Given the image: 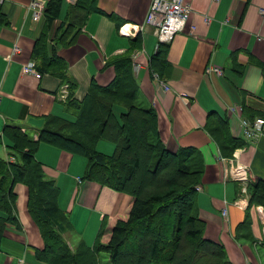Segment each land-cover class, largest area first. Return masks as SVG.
I'll use <instances>...</instances> for the list:
<instances>
[{
  "label": "crops",
  "instance_id": "1",
  "mask_svg": "<svg viewBox=\"0 0 264 264\" xmlns=\"http://www.w3.org/2000/svg\"><path fill=\"white\" fill-rule=\"evenodd\" d=\"M31 1L0 0V134L19 127L37 139L45 118L75 122L76 110L61 99V88L70 85L73 98L82 101L91 85H110L115 60L129 59L138 102L155 111L162 144L173 154L192 148L201 156L195 204L205 238L221 244L232 264H264V207L251 201V186L264 182V137L243 133L244 121L264 119V0H185L190 16L170 43H159L146 25L151 0H95L96 10L86 16L77 11V0H48L40 22L32 20ZM70 12L84 17L63 35ZM124 25L141 29L123 35ZM42 36L47 59L51 44L61 70L38 71L44 60L34 52ZM160 45L166 46L164 66L160 58L152 62ZM29 62L39 79L22 72ZM210 66L222 74H206ZM96 150L111 156L115 146L99 141ZM0 156L13 161L6 146ZM34 156L44 179L58 189L57 206L66 221L56 229L69 249L80 242L90 248L98 240L106 243L109 230L130 211L132 197L85 179L83 156L44 143ZM231 166L244 167V182L230 176ZM14 192L18 226L7 224L0 236V264H48L36 257L44 241L28 211V188L17 183Z\"/></svg>",
  "mask_w": 264,
  "mask_h": 264
},
{
  "label": "trees",
  "instance_id": "2",
  "mask_svg": "<svg viewBox=\"0 0 264 264\" xmlns=\"http://www.w3.org/2000/svg\"><path fill=\"white\" fill-rule=\"evenodd\" d=\"M94 2L77 0L76 9L86 16L96 10ZM74 15L70 12L63 35L82 22L84 16ZM43 41L42 36L34 52L44 60L38 71L61 70L55 64L53 45L52 58L47 59ZM158 49L152 62L160 58L158 65L164 66L166 46ZM113 66L116 77L110 85H91L82 101L73 98L67 85L66 102L76 110L75 122L45 118L37 139L19 127L3 129L0 148L8 147L13 161L0 156V236L7 224L18 226L14 186L21 183L28 188V211L44 241L36 257L48 264H103L102 254L107 255V264H232L221 244L205 238L204 223L196 213V187L203 174L199 152L192 148L169 152L159 137L155 111L138 102L131 61L117 59ZM117 107L124 112L118 114ZM99 141L113 143L114 153L98 152ZM42 143L85 157V179L132 197L130 211L109 230L106 243L98 240L90 248L80 242L71 251L56 229L66 217L57 206L58 189L44 179L42 165L34 156ZM251 201L264 207V182L251 186Z\"/></svg>",
  "mask_w": 264,
  "mask_h": 264
},
{
  "label": "built area",
  "instance_id": "3",
  "mask_svg": "<svg viewBox=\"0 0 264 264\" xmlns=\"http://www.w3.org/2000/svg\"><path fill=\"white\" fill-rule=\"evenodd\" d=\"M217 1V0H213ZM48 0H32L30 8L32 10V20L40 22L44 16ZM260 14L264 19V9L260 10ZM190 6L185 0H151L148 14L146 17V25L150 26L154 31V35L159 43H170L175 35L182 32L186 26L190 16ZM141 27L124 25L120 28L119 32L123 35H132L134 32L140 30ZM134 30V31H133ZM17 50V49H16ZM205 71L208 75L220 76L222 71L214 66L206 68ZM22 72L24 74L32 75L39 79L41 74L37 71L34 62H29L23 66ZM61 99L66 100L68 95V86L64 85L61 88ZM244 136L248 139L264 137V119L257 118L252 122H243ZM230 176L234 179L244 182V167H230ZM261 216L264 217V209L260 208ZM223 216L226 211H223Z\"/></svg>",
  "mask_w": 264,
  "mask_h": 264
},
{
  "label": "rangeland",
  "instance_id": "4",
  "mask_svg": "<svg viewBox=\"0 0 264 264\" xmlns=\"http://www.w3.org/2000/svg\"><path fill=\"white\" fill-rule=\"evenodd\" d=\"M100 258H101V261L103 262V264L108 263V257L106 254H102Z\"/></svg>",
  "mask_w": 264,
  "mask_h": 264
}]
</instances>
